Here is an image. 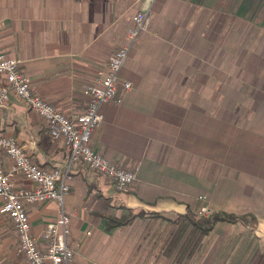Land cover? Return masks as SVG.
Instances as JSON below:
<instances>
[{
	"label": "crops",
	"instance_id": "obj_1",
	"mask_svg": "<svg viewBox=\"0 0 264 264\" xmlns=\"http://www.w3.org/2000/svg\"><path fill=\"white\" fill-rule=\"evenodd\" d=\"M150 4L151 0H0V51L20 62L34 94L75 117L87 108L86 86L106 71L109 56L127 42L133 17ZM153 5L155 15L120 75L121 102L103 106L104 121L91 140L97 152L136 172L137 179L125 193L85 163L72 166L64 209L71 217L68 244L75 252L73 264H254L243 237L248 227L240 223H219L208 240L183 241V248L177 242L180 252L172 257L167 230L161 226L159 237L152 238L155 230L148 222L186 218L201 206L198 197L205 195L212 211L255 215V233L264 253V173L221 163L218 167L214 32L219 18L251 24L263 37L264 52V0H155ZM189 9L202 17H187ZM184 24L197 25L206 45L173 46L175 36L190 39L183 35ZM261 59L257 71L264 73V54ZM223 81L220 86L225 89L232 84L230 79ZM257 81L262 92L254 96L248 127L264 141V75ZM122 82H130L132 88L124 90ZM4 84L0 76V87ZM0 135L16 138L35 163L67 170L69 146L54 140L47 122L16 96L0 110ZM257 147L264 151L262 144ZM15 184L37 187L21 176ZM27 210L34 235L45 245L43 233L57 219L58 204L49 201ZM129 210L141 215L128 225L106 228L105 216L119 218ZM0 264H27L18 252L13 223L1 212Z\"/></svg>",
	"mask_w": 264,
	"mask_h": 264
},
{
	"label": "built area",
	"instance_id": "obj_2",
	"mask_svg": "<svg viewBox=\"0 0 264 264\" xmlns=\"http://www.w3.org/2000/svg\"><path fill=\"white\" fill-rule=\"evenodd\" d=\"M154 1L150 6L133 17L134 26L129 30L127 42L113 52L108 59L107 69L85 88L87 108L75 117L61 111L44 98L34 94L29 78L21 70L20 62L0 51V76L5 84L0 87V110L12 96L21 99L47 124L54 140H63L70 148L69 164L66 171L57 167H43L35 163L25 147L14 137L0 135V198L3 205L0 212L9 217L18 238V252L27 264H73L75 252L69 246L72 233L71 217L64 209V201L70 192L71 168L74 164L85 163L115 183L118 191L129 193L134 185L136 172L110 162L91 145L94 132L104 121L102 108L113 102L119 104V83L121 72L140 33L152 21ZM124 90L132 88L130 82H122ZM17 176L37 184L35 189L18 187ZM206 202L207 196L198 198ZM54 201L59 206L56 220L46 225L43 233L45 245H41L32 231L28 206ZM210 208H201L200 213Z\"/></svg>",
	"mask_w": 264,
	"mask_h": 264
},
{
	"label": "rangeland",
	"instance_id": "obj_3",
	"mask_svg": "<svg viewBox=\"0 0 264 264\" xmlns=\"http://www.w3.org/2000/svg\"><path fill=\"white\" fill-rule=\"evenodd\" d=\"M186 16L202 17V14L199 15L193 9H189ZM219 19L214 30L217 34L216 59L218 83H216V88H218L215 91V95L217 98L216 152L218 154V167L220 166L219 163H221L227 167L241 166L244 169L248 168L255 172L260 171L264 173V151L260 152L257 147L260 144L264 147V141L260 140L259 136H254L248 127L255 107L254 96H256L258 90L262 92L256 85L258 77L264 75L263 72L259 73L257 71V69L261 68L259 62L262 60L261 58L264 54L263 37L259 30L251 24L246 25L240 24L235 20L227 19L224 21L222 18ZM185 26L187 25L184 24L181 27ZM196 27L197 25L195 24L190 25L189 28L185 27L186 32L183 35L190 37V39L184 41L181 37V32V36L178 34L181 39L176 36L173 38L175 40V44L172 43L173 46L176 48L197 49L206 45L204 44L203 35H199L196 32ZM189 29L190 31H188ZM176 38H178V41ZM224 79L232 81L231 86L227 89L220 86V84L224 83ZM204 107H208V104H204ZM210 108L212 112L214 109L212 108V104ZM201 109L204 108L201 107ZM257 142L260 144H257ZM198 201L201 203V206L196 209L195 213L191 212L192 220L197 222L203 218H208L213 212L208 199H206V202H202L199 199ZM203 206L210 209L200 213ZM157 222L153 220L148 222L152 226V229L155 230L152 238L159 237L160 227L163 226V230H167L168 232L169 254L172 257L179 255L180 250L177 249V242H180V246L178 247L181 248L183 241L208 240L207 235H202L201 232L192 226L190 218L182 219L176 217L169 220L162 219V223L157 224ZM255 229L252 226H248L243 231V237L247 242L250 262L254 260V264H256V261L260 264V260L263 259L264 261V253L261 252L260 242L258 241ZM213 236L214 234H211V239L218 242L219 237L214 238Z\"/></svg>",
	"mask_w": 264,
	"mask_h": 264
},
{
	"label": "trees",
	"instance_id": "obj_4",
	"mask_svg": "<svg viewBox=\"0 0 264 264\" xmlns=\"http://www.w3.org/2000/svg\"><path fill=\"white\" fill-rule=\"evenodd\" d=\"M140 215L141 212H133L129 210L128 214H123L119 218H115L112 216H105L106 228L108 230H112L117 227L128 225L131 221H133ZM185 217L190 218L192 226L196 230L201 232L202 235H208L212 230H214L216 225L219 223H232V224L240 223L247 227L248 226H252L253 228L258 227V220L255 217V215L251 213L238 215L235 213L218 210V211H213L211 216H209L208 218H203L199 222L192 220L191 212H188Z\"/></svg>",
	"mask_w": 264,
	"mask_h": 264
}]
</instances>
